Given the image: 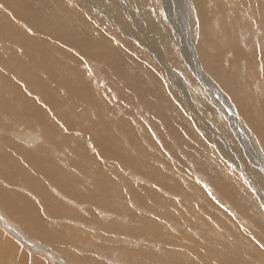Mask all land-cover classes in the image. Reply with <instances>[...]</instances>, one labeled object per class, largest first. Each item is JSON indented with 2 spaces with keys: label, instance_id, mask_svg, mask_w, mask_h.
<instances>
[{
  "label": "rangeland",
  "instance_id": "rangeland-1",
  "mask_svg": "<svg viewBox=\"0 0 264 264\" xmlns=\"http://www.w3.org/2000/svg\"><path fill=\"white\" fill-rule=\"evenodd\" d=\"M70 1L74 4L78 3V0ZM100 1L105 4L107 11H111L109 14L118 17L121 22L120 27H116L100 17V20L96 21L97 26L106 31L109 29L117 45L127 51L130 56L133 55L132 57L138 61L137 65L131 68L126 66V70L123 69L120 74H115L108 64L90 61L83 52L75 47H66L60 41L51 40L52 45L49 50L56 52L54 45L61 46L70 55L77 57L76 61L80 62L81 68L84 67L87 70L91 89L98 94L109 120L118 119L114 113L117 109L121 110V115L125 113L128 118L141 124L148 132L146 138L149 145L153 149L156 148L159 155L156 154L152 159L145 156L141 151L145 142L135 143L137 153L132 156L130 153L135 144L130 143V146L128 143L130 147L125 159L123 145H117L118 158L103 153L111 148L108 145L111 140L108 123L105 120L96 122L98 113H89L86 107L90 105L85 106L86 102L79 103L80 97L77 95L78 99L71 93H69L70 96L65 95L64 102L68 107H76V110L68 112L67 116L72 113L70 122L79 127L73 126L71 129L69 124L58 119H54L55 126L60 125L63 135L66 136H69V131L77 132L74 138L79 135L77 138L90 144V147L94 148L91 152L72 153V148L58 139L57 142L53 139L54 141L48 144L45 136L47 132L36 128L34 132L39 138L34 137L28 140L24 137L27 133L25 135L22 133L24 129L29 131L26 120L22 124L18 123L19 126L11 131H4L0 127V156L9 144L12 153L10 159L6 158L10 161H19V157L14 155L13 144L8 143L7 138L12 139L19 147L22 146L33 152L34 150L37 152L36 150L42 146L39 149L46 151V155H49L47 159L51 158L67 171L71 190L77 198L76 201L63 193L60 195L61 192L56 189L58 187L42 172L34 176L37 181L43 183L44 190H47L59 204V207L45 206L35 192L27 190V185L15 182L17 178L21 179L20 176L10 177L8 173L3 176L0 170V189L15 192L20 201L21 196H26L27 202L24 199L22 202L31 203L30 214L34 215L33 211L35 212L37 216L34 217L37 220L34 219V221H37V225L39 223L38 226H42L45 230L44 236L34 235L32 225L20 218L15 208L0 206V238L2 237L3 242L6 240L4 243L13 248L12 252L2 253L3 248L0 247V264L3 259L6 262L9 261L6 264H37V262L39 264H82V260L86 261L83 264H137L139 262L167 264L165 262L167 260L168 263L173 262V264L177 260L180 264H264V144L262 140L259 141L254 131H251L244 112L239 110V106L237 107L231 96L205 69L200 57L203 51L216 53L221 50L236 49L239 53L245 49L243 53L255 56L258 60L254 65L257 70L256 76H259V79L254 81V94L264 99V26L260 25L258 20L254 22L255 19L262 18L264 25V0H259L260 2L258 0H210L213 3L203 0L208 17L213 18L212 23L204 27V31L198 19L200 12L193 0H121L125 7H131V9L133 7L139 12L147 10L153 17H157L156 9H158V14L164 19V23L168 24L166 27L170 29V36L156 34L158 42L156 54L142 48L137 39L135 40L134 36L139 40L143 38V41L145 37L131 25V19L127 13L117 7L121 5L110 0ZM222 1L230 3L227 12L219 8L220 3L217 2ZM243 1L244 3L248 1L249 4L248 2L244 4ZM247 4L250 7L257 6L255 15ZM28 6L31 11L34 8V2L28 3L27 8ZM235 6H241L242 9L239 10L240 14L237 17H244L246 21L243 22H246L247 27L239 26L238 31L232 32L230 37L228 34L225 35L221 26L230 24V18L235 15L233 11ZM3 8L9 20L10 17H13V20L17 17L8 6L5 5ZM168 14L172 16L171 24L167 21ZM14 23L21 29L33 33L20 21ZM53 25L56 26L55 23L50 26ZM57 28L58 33L66 37V28ZM128 29H131L129 33L134 34L133 38L127 36ZM203 32L213 39L209 42L210 45L206 44L207 41H202L204 40ZM146 46H149L147 42ZM15 50L23 54L20 47H15ZM121 63L123 66L124 62L120 60L119 64ZM144 66L150 72L144 70ZM120 75L125 78L126 83L138 82L136 87L124 84L123 80L121 82L118 77ZM151 75L158 80V82L155 81L162 89L155 88V83L151 85ZM48 79L54 85L61 76L54 72V77H48ZM176 83H179L186 93L189 108L181 104L183 101L181 97L184 96L176 92L178 91ZM150 88L156 90L155 95L153 91L147 95L144 94L143 89ZM62 91L63 89L60 88L61 95H63ZM158 92L163 97L162 109L158 107L160 98ZM162 102L166 104L165 107H162ZM172 102L175 108H168L167 106ZM63 110L67 108L59 107L58 113H62ZM163 111L166 113L163 118H160L159 116L164 114ZM75 114L87 118L75 119ZM0 115L13 121L7 113L8 118L2 111ZM91 116L94 117L93 121ZM130 132V136H133V130L130 129ZM16 136L20 138L23 136L24 139L19 140ZM105 146L107 150H100L103 147L106 149ZM43 147L46 149L44 150ZM230 150L232 159L228 160L225 156ZM235 156H240L241 162L238 158L233 161ZM75 160L76 162L83 160V163L87 162L89 166H86V169L76 168L72 164L76 163ZM98 166L100 172L95 169ZM185 179L188 182H184ZM94 180L99 183L100 190H96ZM9 182L15 186H9ZM24 190L25 192H22ZM56 190L57 193H55ZM119 195L122 198H118ZM83 196H87L86 200L80 202L79 198ZM99 199L101 202L98 204L95 201ZM113 201L123 205L120 213L114 207L110 209L106 207ZM46 212L50 213L49 217ZM144 218L161 226L149 228L152 230L149 240L128 237L140 231V228L138 231L135 230L140 226L138 221ZM210 220L215 222L217 233L211 239L202 241L200 249L192 248L191 240H200L205 233L201 228L206 227ZM120 226H122V232L119 230ZM9 228L14 229L17 234L20 233L19 235L31 243L32 247L21 243ZM207 229L210 233L208 226ZM46 237L51 239L49 241L42 239ZM0 246L5 244L0 243ZM141 249L148 251L146 257H151L153 261L144 258L145 255L132 256V253H137V250ZM169 250L174 251L175 254L168 255L166 251ZM66 254L72 255L74 260L68 259ZM2 255L7 256L6 259Z\"/></svg>",
  "mask_w": 264,
  "mask_h": 264
},
{
  "label": "bare ground",
  "instance_id": "bare-ground-1",
  "mask_svg": "<svg viewBox=\"0 0 264 264\" xmlns=\"http://www.w3.org/2000/svg\"><path fill=\"white\" fill-rule=\"evenodd\" d=\"M110 1L115 2L117 5H121L117 7H119V9L120 8L123 9L127 13V15L130 17L132 21V22L130 21V23H132L131 25H133L139 32L143 34V36L145 37L144 41L143 38L142 40H139L137 37L134 36L135 40L137 39V41L141 44V47L147 49L149 52L156 54L155 51H157V46H158V42L156 40V34L159 33L170 36V29L166 27L168 24L166 25V23H164L165 22L164 19L160 16V14H158V9H156L157 17H153L149 12H147V10L139 12L133 7L131 9V7L126 6L127 8L131 9L128 10L124 6L121 0H110ZM205 1L193 0V2H195V6L200 12L198 19L200 20L199 22L203 26L202 31L205 30L204 27L206 25L212 23V19H213L208 17L207 10L204 9L203 2ZM260 1L258 0V2ZM33 2H34V8L31 9L30 11L29 6L27 8V4ZM217 3H220L219 8L221 11H226V10L228 11L230 7V3H226L223 1ZM242 3H244V1ZM5 5L8 6L9 9L13 10L12 13H16L17 17H15L14 20L20 21L21 23L27 25L28 29H30L33 33L21 29L16 23H14L15 21L13 20V17H10L9 20L4 12L3 6ZM259 6L262 8L261 5ZM240 7L235 6L233 8L235 9L233 10L235 12V15L232 18H230V22L228 21L230 24L228 23L229 25L227 26L224 25L221 26V28L225 31L226 36L228 34L231 37L232 32L238 31L239 26L247 27L246 22H243L246 21L245 18L237 17L240 14L239 10L242 9ZM255 7L252 6L250 7L251 8L250 11L254 12V15L255 12H257L256 11L257 6ZM245 10L246 9H244V11ZM246 11H248V9ZM109 13H111V11H107L105 4L100 0H78V3L76 4H74L73 1L71 2L70 0H0V111L4 112V115L7 118L9 116L13 120V121H9L8 119L0 115V121L4 122V123L0 122V127L3 128L4 131H11L13 128H17L19 126L18 123L22 124L24 123V120H26L29 131L24 129L22 133H24V135L25 133H27L25 136L24 135L23 136L27 137L28 140L33 139L34 137L39 138V136H37L38 134L34 132V129L36 128V129L45 130L47 132L45 136L48 141V144H50V141H52L53 139H56V142L58 139L63 141V143L68 144L69 147L72 148L71 149L72 153H77L78 151L91 152V150H94V148H91L90 144H88L86 141H84L81 138H77V136L79 135H77L74 138L77 132H75L74 130L69 131L68 133L69 136H66L63 135L62 128L60 125L55 126L54 119H58L61 122H65L69 124L71 129L73 128V126L79 127L73 125L70 122L72 113L69 116H67L68 112L76 110V107H68V105H66L64 102L65 95L70 96L69 93H71V94H75L76 97L77 95L80 97L79 103L86 102L85 106L87 105L91 106V107L90 106L86 107L89 113L92 112L93 114L98 113L95 118L96 122L100 120H105L108 123L109 135H111V140H109L108 145L111 148L109 151H105L103 153L111 155L113 158H118L117 145H123V158L125 159L126 152L128 156V150L129 147L131 146L130 143L140 144L141 142L142 144L143 142H145L143 143L144 146L141 149L142 153L145 156H149L151 157L150 159H152V157L155 156L156 154L159 155L157 153V149L156 148L153 149L149 145V141L146 138L148 132L141 124L139 125L132 118H128L125 115V113L121 115V110H117V109L114 110V113L118 117V119L109 120L108 115L106 114V110L104 109L103 103H101L98 94L94 93L93 90L91 89L92 86L89 83L90 79L87 75V70L84 67H83L84 70L83 68H81L80 62L76 61L77 57L70 55L66 50H63L61 46L57 47L54 45L56 52L53 50H49L50 46L52 45L51 40L60 41V43L64 44L66 47L77 48L79 51L83 52L86 56H88L87 59H89L90 61H96L101 63L104 62L108 64L111 70H113L115 74H120V72H122L123 69L126 70L127 68H131L137 65L138 61L132 57L133 55L130 56L127 51H124L117 45V43L113 39V34L110 33L109 29L108 31H106L104 28L97 26L96 21L97 20L99 21L100 17H103L104 19H106L107 22L115 25L116 27H120L119 26L121 22L120 19L118 17L111 16V14ZM209 16H211V14ZM170 19H172V16L170 17V15L168 14L167 21H170L171 24L172 21ZM256 20L259 21L258 23L260 25L264 26L262 18L255 19L254 20L255 23ZM53 23H55L56 26L55 25L50 26ZM247 24L249 25V23ZM57 27L66 28V37L61 36L58 33ZM129 31H131V29L127 30L126 33L127 36L129 35L131 38H133L134 34L129 33ZM133 32L135 31L133 30ZM202 35L204 36V40L202 39V41H207L206 44L210 45L209 42H211L213 39L210 36L204 34V32ZM202 41L201 43H203ZM146 42L148 43L149 46H146ZM15 47H20V49L23 50V54L19 53L18 50H15ZM151 48H153V50ZM243 51L239 53L237 52L236 49L234 51L233 49L226 51L221 50L216 53H206L205 51H203L201 52L200 57H201V62L205 67V69L219 82V84L223 87V89L231 96L232 100L237 105V107L239 106V110H242L244 112L245 116L248 118L249 127L251 128V131L253 130L256 136L258 137L259 141L261 142L262 140L263 142L262 144H264V99L263 98L260 99L258 98V96L254 94V87H255L254 81L257 78L259 79V76H256L257 70L256 68H254V65L258 62V60L255 56H251L250 54L246 55L245 53H243ZM59 53H61L63 56H61ZM120 60L124 62L123 66H121L122 63L119 64ZM126 66L128 67L126 68ZM144 70H147L145 66H144ZM147 71L150 72V70ZM54 72L58 73L61 76V79H58L57 83L53 85L50 83L48 77L53 78ZM84 72H86V74ZM121 75L118 76L121 82L123 80L124 84L128 86L136 87L138 82L136 83L135 81H132L129 83L127 82L128 83L127 84L125 78H123V76ZM150 79L152 80L151 85L155 83L154 85L155 88L156 87H158L159 89L161 88L159 83H157L158 80L153 75H151ZM47 80L48 83H46ZM175 85L176 88L178 89V91L176 90V92L180 94L182 93L184 96L181 97L183 98L181 104L189 108L190 106H189V102H187L186 100V93L181 88L179 83H176ZM22 88H24V90ZM60 88L63 89L62 91L63 95L60 94ZM147 89H143L145 95L151 93V91H153V95H155L156 92L155 89L153 88H152L153 90L151 88L149 90ZM158 97H160L158 100L159 101L158 107L161 108V101L163 97L159 92H158ZM176 98L179 101V98L177 96ZM43 105H47L49 107H42ZM165 106L166 104L162 102V107ZM59 107L67 108V110H63L62 113H58ZM167 107L175 108V104L172 102V104L168 105ZM92 109L95 111H93ZM49 112H51L53 116ZM103 112H105V114ZM6 113L8 116L6 115ZM163 113L164 114L159 116L160 118H163L166 112L163 111ZM74 118L75 119L79 118L83 120L87 117L75 114ZM93 119L94 117L91 116V121H93ZM130 129L133 130L134 133L133 136H130L131 134ZM85 131H86V127H85ZM27 135L32 136V138L30 137L28 138ZM23 136H21V138L17 136L16 137L19 138V140H21L24 139L22 138ZM119 136L121 137L120 140H119ZM7 142L13 144L14 155H17L19 157L18 159L19 161L17 160L10 161L6 158V157L9 158L10 154L12 153V149L8 144V148L6 149V151H3L4 153H2V156H0V170L3 176L6 175L7 173L8 175H10V177H12V175L20 176L21 179L17 178L15 182H19L20 184L25 186L27 185L28 187L27 190L35 192L38 195L39 199L41 198L43 203H45V206L52 205L51 207H59V204L56 202V200L53 199L52 195L49 192H47V190H44L43 183L37 181V178L34 176L40 173L42 174V172H44L45 175H47L46 177L49 179V181H52V183H54V185L58 187L56 189H58L61 192V193L59 192L60 195H62L63 193V195L65 194L66 197H71L73 199H76L77 201L76 195L71 190L67 171L63 167L57 165L53 160H51V158L47 159L49 155L48 156L46 155V151H42V149H39L42 148V146L39 147L38 150H36L37 152H35V150L33 152L31 150L30 151L26 150V148H23L22 146L19 147V145H16V143H14V141L10 138H7ZM128 143L130 146L128 145ZM198 145L200 144L198 143ZM219 146L220 147L218 148L220 149L221 145L219 144ZM43 148L44 150L46 149L45 147ZM107 149L108 148L104 149L103 147L100 150L104 151ZM136 153H137V146L135 144V147H132L130 153L131 155L130 154L129 155L132 156V154L135 155ZM231 153L232 151L230 150V152L226 154L225 156L226 159L228 160L232 159ZM237 158L241 162L242 159L240 156H235L233 161ZM77 160L81 161L80 159ZM77 162L72 163L73 166L76 168L82 167V169H86V166H89V163L87 162L83 163V160L82 162H78L79 164ZM91 164H92V160H91ZM52 165H54V167ZM95 169L99 172L101 171L99 169V166L98 168L95 167ZM212 169H214V167H212ZM184 182H188V181L185 179ZM12 184H13L12 182H9L8 185L11 187L15 186ZM94 184L96 190H100L101 187L96 180H94ZM6 191H10V190L0 189V206L5 208L7 206L10 208H15V210L19 212L18 216L23 220H25L26 222L30 223V225H32L33 227L32 231L34 232L32 233L34 235L40 234L41 236H44L45 230L42 228V226H38L39 223L37 225L36 223L37 221H34L37 215H35L34 211H33L34 215L32 213L30 214L31 210L29 208L31 207V203L27 204L22 202V199H24L27 202L28 199L26 198V196H21V201H20V199L18 198L15 192L13 191L6 192ZM22 192H25V190ZM55 193H57V190ZM86 197L87 196H83L79 198V201L84 202L86 200ZM62 198L64 197L62 196ZM118 198H122V196L119 195ZM102 199L106 201L105 198L102 197ZM95 202L99 204L101 200L99 199ZM41 207L42 206H40V208ZM106 207H108L109 209L114 207L115 210L118 213H120L122 211L123 205L117 203L116 201H113L107 204ZM49 215L50 213L47 216L49 217ZM138 222L140 226L136 227L138 229H136L135 231H138L139 228L140 231L135 234H131L128 237H131L133 239L144 238L149 240L152 236V230H149V228H154L155 226H161L151 221L150 219H146V218L141 219ZM207 226L210 228V233L208 232L209 229H207ZM207 226L201 228V230L204 231L206 234L204 233L200 238V240H195V241L191 240L190 245L192 248L200 249V247H202V241L211 239L217 233L215 222L210 220L208 221ZM119 230H121L122 232V226L119 227ZM42 239L49 241L51 238L46 237ZM4 242L1 237L0 243L5 244V246H0L1 248H3L1 249L2 253H8V251L12 252L13 248L8 246V244ZM42 253H44V251ZM166 253L168 255L169 253L172 255L175 254L174 251L171 250L166 251ZM147 254L148 251H143L141 249V250H137V253L136 252L132 253V256L137 255V257L138 256L140 257V255H145L144 258H147L149 261H153L151 260L152 259L151 257L150 258L146 257ZM6 257L5 255L3 256V258L5 259ZM66 257H68V259L74 260V258L70 254H66ZM161 261H163V259ZM167 261H165L167 264H173V262L168 263ZM8 262H6V260L4 259L2 260V264H6ZM85 262H86L85 260H82V264ZM37 264H39V262H37ZM137 264H142V263L139 262ZM174 264H180V263L177 260Z\"/></svg>",
  "mask_w": 264,
  "mask_h": 264
},
{
  "label": "water",
  "instance_id": "water-1",
  "mask_svg": "<svg viewBox=\"0 0 264 264\" xmlns=\"http://www.w3.org/2000/svg\"><path fill=\"white\" fill-rule=\"evenodd\" d=\"M9 230H11V231H13L15 233V238L19 239L21 241V243H23L24 245H27L28 247H30V246L32 247L31 243H28L25 239H23V237L20 236L19 234H17L14 229L9 228Z\"/></svg>",
  "mask_w": 264,
  "mask_h": 264
}]
</instances>
